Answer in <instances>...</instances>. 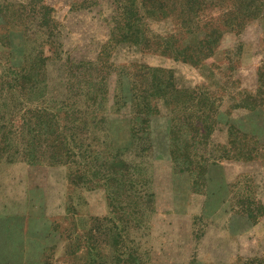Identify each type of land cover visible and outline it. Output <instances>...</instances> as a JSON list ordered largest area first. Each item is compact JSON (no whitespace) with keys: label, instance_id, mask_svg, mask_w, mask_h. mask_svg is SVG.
<instances>
[{"label":"rangeland","instance_id":"obj_1","mask_svg":"<svg viewBox=\"0 0 264 264\" xmlns=\"http://www.w3.org/2000/svg\"><path fill=\"white\" fill-rule=\"evenodd\" d=\"M19 1L0 0V264H264V0Z\"/></svg>","mask_w":264,"mask_h":264},{"label":"trees","instance_id":"obj_2","mask_svg":"<svg viewBox=\"0 0 264 264\" xmlns=\"http://www.w3.org/2000/svg\"><path fill=\"white\" fill-rule=\"evenodd\" d=\"M117 1V0H116ZM134 2L135 0H123V2L121 4H119V7L122 9V11H125V7L128 6V7H132L134 5ZM207 3H210V2H207ZM12 5V4H10ZM38 6L41 8V11L42 13H46V15L49 13L50 14V11L51 9L47 7V5H45V3L43 1H41L40 3V0H21L19 1L18 3V6L16 7L17 9H24L26 11H31V10H35L37 11L39 8ZM205 7V6H203ZM202 11V9H201ZM4 20V18H3ZM11 19H9V21H6L7 24L9 25H14L13 23H11ZM3 24V23H2ZM1 24V25H2ZM15 24H22V26L24 27V29L26 30V27H28V21L26 20L25 22L22 21V22H18V23H15ZM218 29L216 27H208L205 25V29H204V32H205V35L206 36H209L211 35L212 33L214 32H217ZM41 59H39V61L37 63H35V65L33 66V68L31 69V71H26V69L22 68V79H21V84H26L28 81H30L32 79V77L34 76V74L38 73L39 70L41 69V66L43 65V62L40 61ZM71 73H73L72 71H70ZM101 72V71H99ZM98 72V73H99ZM76 76V75H74ZM104 75H101L99 79H96L95 81L97 82V84H95V86L97 87H100V90L102 91V93L105 94V86L106 84L103 83L104 81ZM71 81H73L72 83H76L77 86H80V83H82V80L79 79V77H75V78H71ZM258 152L259 151H256V153H252L254 154L253 157H257L258 155ZM226 155L225 154H222L220 155V157H225Z\"/></svg>","mask_w":264,"mask_h":264}]
</instances>
